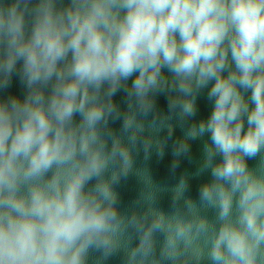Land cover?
Returning a JSON list of instances; mask_svg holds the SVG:
<instances>
[{"label": "clouds", "instance_id": "obj_1", "mask_svg": "<svg viewBox=\"0 0 264 264\" xmlns=\"http://www.w3.org/2000/svg\"><path fill=\"white\" fill-rule=\"evenodd\" d=\"M195 140L196 170L171 186L136 166L171 141L175 174ZM130 175L142 187L121 211ZM91 252L264 264V0H0V264Z\"/></svg>", "mask_w": 264, "mask_h": 264}, {"label": "water", "instance_id": "obj_2", "mask_svg": "<svg viewBox=\"0 0 264 264\" xmlns=\"http://www.w3.org/2000/svg\"><path fill=\"white\" fill-rule=\"evenodd\" d=\"M9 91L17 95H23V88L21 87L17 78H13V84ZM122 95V93H117L115 99L117 101H120L122 99ZM158 103L161 108L166 109L167 102L163 96L159 98ZM197 103L199 108L198 117L200 115H208L210 113L211 104L206 99V91L202 96L198 98ZM112 127L115 129H119L120 122H116L112 125ZM180 134V130L177 129L175 135L178 136ZM161 135L163 136L164 134L162 133ZM201 147L202 145L200 140H195L191 142L192 158L191 160H189L188 158H183L180 162L179 168L176 169L175 174L172 173L170 168L173 159L171 155V141H169V147L166 149V153L163 159L158 158L155 153H153L151 158L148 161H145L143 158V152L141 151L140 154L136 157V166H147L151 171L153 179L157 183L171 186L176 183V180L182 172L187 171L189 173H192L196 170L197 163L201 156ZM249 164L254 165L255 161H249ZM208 178L209 177L207 176V174H205L202 177L192 179L190 184L189 195H191L193 198H197L199 184L207 180ZM141 187L142 186L138 182V179L135 175H130L127 180L121 181L120 185L116 188V191L119 193L120 196L121 211H129L131 209L133 202L137 199L139 195ZM170 200V193H162L159 200V206L165 210H168L170 208ZM135 242L136 241H134V243ZM99 255L100 254L97 252H91L88 259V264H97ZM102 264H123V255L122 253L113 255L108 260L103 261Z\"/></svg>", "mask_w": 264, "mask_h": 264}]
</instances>
